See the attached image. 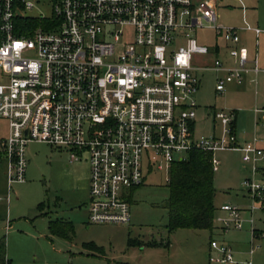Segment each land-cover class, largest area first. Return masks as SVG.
<instances>
[{
  "label": "built area",
  "instance_id": "2783aa9c",
  "mask_svg": "<svg viewBox=\"0 0 264 264\" xmlns=\"http://www.w3.org/2000/svg\"><path fill=\"white\" fill-rule=\"evenodd\" d=\"M51 13L30 15L31 0H0V136L7 200L26 180L27 144L66 149L68 163L87 154L89 223H128L133 189L146 171L169 173L192 150L236 151L249 221L264 210V136L239 141L234 109H210L218 131L194 134L198 89L195 55L212 57L215 91L258 71L247 66L239 28L218 23L216 0H51ZM210 28L233 64L226 66L195 37ZM259 33L258 27L253 28ZM253 80V79H252ZM254 81V80H253ZM264 133V107H254ZM169 178V177H168ZM168 181V180H167ZM221 230L241 229L240 208L223 204ZM214 264H237L229 245L211 240ZM252 253V249L250 251ZM251 264V261H247Z\"/></svg>",
  "mask_w": 264,
  "mask_h": 264
},
{
  "label": "rangeland",
  "instance_id": "374dc122",
  "mask_svg": "<svg viewBox=\"0 0 264 264\" xmlns=\"http://www.w3.org/2000/svg\"><path fill=\"white\" fill-rule=\"evenodd\" d=\"M31 1L35 7L27 14L47 16L51 13V0ZM241 1L247 6L248 22H254L257 7L259 14L264 15V0ZM224 2L235 7H226ZM237 4L236 0H223L218 5L219 24L240 25L241 13ZM259 27L264 30L261 24ZM195 37L206 45L215 38L210 28L196 30ZM201 58L194 56L195 60ZM226 62H231L228 57ZM261 75L256 77L258 92L264 89ZM199 78L200 87L194 95L198 105L194 134L215 132L213 119L206 117L210 109H237V132L249 131L254 118L255 88L231 84L220 94L215 91L212 70L200 72ZM7 130V121L0 119V136H4ZM26 154V180L12 184L9 200L3 174L5 164L0 158V239L5 237L6 257L10 264H214L209 261V253L213 252L211 240L245 252L249 251L252 242V264H264V236H252L253 228L264 231V210L254 211L252 228L245 222L242 229L230 225L227 230H220L218 218L227 217V213L220 209L225 203L239 207L243 220L250 217V213L243 210L250 203L242 187L246 172L236 151L215 153L221 162L214 171L213 224L217 227L210 230L179 228L172 232L166 228L169 173L155 169L146 171L143 184L132 191L128 223L91 224L85 208L90 198L87 154L79 161L68 163L66 149L37 141L27 144ZM55 218L72 222L74 233L71 239L49 233L48 221ZM152 241L160 244H151ZM84 243H92L101 251L84 247Z\"/></svg>",
  "mask_w": 264,
  "mask_h": 264
},
{
  "label": "trees",
  "instance_id": "16d2710c",
  "mask_svg": "<svg viewBox=\"0 0 264 264\" xmlns=\"http://www.w3.org/2000/svg\"><path fill=\"white\" fill-rule=\"evenodd\" d=\"M211 156L209 151L192 150L185 160L171 165L167 181L168 197L165 201L168 232L179 228H213L216 189ZM48 231L54 236L71 239L74 226L67 220L52 219L48 222ZM151 244L160 243L152 241ZM83 246L101 251L100 247L92 243H84ZM0 264H10L6 257L5 237L0 239Z\"/></svg>",
  "mask_w": 264,
  "mask_h": 264
},
{
  "label": "crops",
  "instance_id": "0c3cea01",
  "mask_svg": "<svg viewBox=\"0 0 264 264\" xmlns=\"http://www.w3.org/2000/svg\"><path fill=\"white\" fill-rule=\"evenodd\" d=\"M236 1L238 2V4H237L238 6H236V8L241 13V22H240V25L237 26L239 28V33H240V38H241L240 43L242 45H244L248 51L247 66L250 68L253 66V58L256 56L258 71L256 74H254L251 71L249 73H247L244 76V80L242 83H239V84L238 83H229V84H227V86L232 84V85H242L244 87H246V86L254 87L255 88V97H254L255 107H264V89L260 90L259 92H258V89L256 91V86H257L256 77L261 73L262 74L261 78H262V80L264 79V30L259 27V24H261L262 27L264 28V15L259 14L258 7H257V14H255V18L253 19L254 22H248L249 20L247 19V6L241 0H236ZM215 3H216V12H217L218 18H219L220 15L218 13L217 8H218V5L220 3H223V0H216ZM223 5H225L226 7H232V8L235 7L229 3H225ZM253 8H256V7H253ZM255 27H258L260 29V32L257 34L253 30V28H255ZM214 36H215V33H214ZM219 39H221V38L215 36L214 40H212V42L210 44H207V46L211 49V51H213L217 55V57L220 58V60L223 62L224 65L230 66L233 64V59H231V57L228 55L227 46H226L225 42L222 39L220 42ZM222 48L224 49V51H222ZM199 56H201V55H199ZM201 57L202 58L200 60L194 59L196 66L198 67V69L195 71L198 78H199L200 72L205 71V70H212L215 73V79H216L218 72H216L213 69H206V67L211 65L212 57H204V56H201ZM227 57L230 59V61H231L230 63L226 62ZM227 86H226V90H227ZM199 87H200V78H199L198 89H199ZM198 89H197V91H198ZM236 113H237V109L235 110V115H236ZM253 113H254V109H253ZM206 117H207V115H206ZM236 117H235V131H236V134L238 136L239 141L248 140V139L252 138L254 135L259 136V137L264 136L262 126L256 124L255 113H254V118H253V124L251 126L252 129L250 128L251 130L249 129V131H243L242 134H239L237 132ZM214 123L216 125L215 132H217L218 131L217 123L216 122H214ZM260 144L262 146L264 145V143H260ZM240 160H241V156H240ZM219 161H220V159H219ZM243 168L245 169L244 171L246 172V167H243ZM3 174H4V171H3ZM245 175H246V173H245ZM4 179H5V177H4ZM88 182H89V176H88ZM85 208H86V215H87L88 214L87 203H85ZM243 210L248 211L247 206L245 208H243ZM252 216H253V214H252ZM252 218H253L252 222H250L248 220V218L245 219L243 221L242 228H243L245 222L248 223L252 228L253 224H254V217H252ZM55 219H58V218H55ZM49 220H52V219H49ZM213 227H217V226H214V224H213ZM260 235L264 236V231L256 230L255 228L252 229V236L253 237H259ZM252 244L253 243L251 242V247H250L249 251H247V252H245L243 250H238V251L232 250L230 244H227V245H229V247L231 248L234 259L237 261V264H247L246 262L249 260L251 261V264H252V258L251 257H252L253 252H254V246ZM251 249H252V253L250 252ZM92 255H94V254H92Z\"/></svg>",
  "mask_w": 264,
  "mask_h": 264
}]
</instances>
